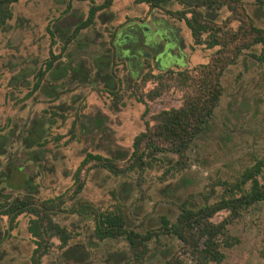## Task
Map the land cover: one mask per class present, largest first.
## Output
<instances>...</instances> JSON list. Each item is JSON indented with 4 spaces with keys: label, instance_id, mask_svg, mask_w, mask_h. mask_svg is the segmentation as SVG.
Returning a JSON list of instances; mask_svg holds the SVG:
<instances>
[{
    "label": "rangeland",
    "instance_id": "rangeland-1",
    "mask_svg": "<svg viewBox=\"0 0 264 264\" xmlns=\"http://www.w3.org/2000/svg\"><path fill=\"white\" fill-rule=\"evenodd\" d=\"M159 2L151 7L135 0H115L68 50L90 71L93 58L111 50L112 70L120 81L118 97L100 84L55 81L47 71L43 87L34 88L49 61L67 62L64 42L87 18L91 2L21 0L13 6V19L0 28V174L11 168L17 179L23 177L17 165L32 176L40 199L62 197L66 209L82 199L98 212L122 213L139 233L159 235L139 259L122 239L98 240L93 215L58 212L54 220L74 238L65 249L54 238L41 264H205L177 238L160 233L161 217L174 221L186 200L211 204L231 194L243 171L264 160V62L253 56L260 54L257 46L244 50L225 68L215 115L184 158L153 153L143 171L129 170L135 137L147 125L154 126L160 112L182 106L192 93L191 81L207 66L217 65L218 57H234L237 47L236 39L223 50L196 45L179 19L178 13L185 9L179 0ZM223 2L220 9H202L211 27L222 31L223 41L224 35L228 39L243 21L247 23V17L264 28V7L259 8L255 0ZM124 36L131 41L119 46L117 40ZM145 40L151 46H145ZM135 50L141 54L134 55ZM148 75L154 78L145 82ZM155 89L161 95L150 99ZM37 119H48L49 125L44 126V146L30 156L22 141ZM88 153L115 159L125 172L114 175L93 162L82 166L78 178L83 189L76 197L75 173ZM260 180L264 182V171ZM5 192L17 195L15 190ZM228 214L222 211L213 221L220 222ZM31 218L21 215L13 226L0 216V264H32L36 244L28 230ZM228 229L229 244L222 248L225 258L220 264H264V202Z\"/></svg>",
    "mask_w": 264,
    "mask_h": 264
},
{
    "label": "trees",
    "instance_id": "trees-1",
    "mask_svg": "<svg viewBox=\"0 0 264 264\" xmlns=\"http://www.w3.org/2000/svg\"><path fill=\"white\" fill-rule=\"evenodd\" d=\"M20 1L0 0V28L5 27L13 19V6ZM76 1H89L91 7L87 18L76 26L71 37L64 42L63 52L68 60L67 62L60 61L57 65H54L53 61H49L45 71L41 73L40 81L35 84L34 88L40 90L43 87L41 80L47 71L52 73L55 81L70 80L77 84H100L109 94L118 97L120 81L112 70L113 55L111 50L93 58V71H90L85 62L73 60L68 52L71 44L81 37L82 31L94 25L97 14L110 9L115 0H105L102 4H95L94 0ZM135 2L145 3L151 7L160 5L159 0H135ZM179 3L185 8L178 13L179 19L185 22L196 45L204 44L209 49L221 47L220 50H223L227 49L228 42L232 43L236 39V52L234 57L230 54L222 55L218 57L217 65L207 66V70L197 79L191 81L192 93L184 99L182 106L160 112L155 117V125L152 127L147 125L146 130L135 137L131 155L133 163L129 170L143 171L148 164L146 158L153 153H171L178 156L179 160L184 158L193 141L208 128L210 120L215 115V110L223 95L220 80L225 68L234 64L244 50L257 46L261 47L260 54H253V56L260 63L264 62V28L256 26L250 17H247L248 22L244 23L243 21L238 30L231 33L228 39L224 35L223 41L222 31L212 28L211 22L205 18L202 12V9L222 8L223 0H179ZM255 4L259 8H263L264 0H255ZM205 35L207 38L204 39ZM53 58L60 57L54 55ZM150 78L154 77L148 75L143 80L146 82ZM184 80L187 81V78ZM53 91L57 92L56 89ZM160 95L161 91L155 89L149 96L150 99H155ZM47 120H35L34 125L28 129L27 136L23 138L22 144L30 156L37 152L38 149L35 148L44 146L43 140L47 132V128L44 126L45 124L49 125ZM122 156L125 155L122 154ZM115 161V159L102 155L88 153L75 173L74 196L78 197L83 189V183L78 178L82 166L93 162L96 167L106 169L114 175L123 174L125 170L119 168ZM15 168L23 177L17 179V175L13 174L11 168L8 172L0 174V216L7 217L13 226L19 216L24 214L32 216L28 227L36 244L31 256L32 264H41L42 257L53 246L54 238L59 240L60 247L63 249L67 248L69 242L74 238L66 226L54 220V215L58 212L93 215L94 233L98 240L122 239L129 245L133 255L139 259L148 252L149 242L159 238L156 232L148 231L142 234L130 228L122 213L98 212L90 203L84 202L82 199H77L75 205L67 209L64 207L65 203L62 197L40 199L37 196V184L32 176H27L17 165ZM263 171L264 160H259L252 167L243 171L231 194L223 196L214 203L205 202L202 205H197L190 200L182 202L174 221L167 216L161 217L160 233L177 238L202 263L220 264L225 258L222 248L229 244L228 225L239 219L251 207L264 202V182L260 180ZM6 189L15 190L17 195L7 194ZM222 211H227L228 217L215 223L213 218Z\"/></svg>",
    "mask_w": 264,
    "mask_h": 264
},
{
    "label": "flooded vegetation",
    "instance_id": "flooded-vegetation-1",
    "mask_svg": "<svg viewBox=\"0 0 264 264\" xmlns=\"http://www.w3.org/2000/svg\"><path fill=\"white\" fill-rule=\"evenodd\" d=\"M119 39V38H118ZM131 39V37L130 36H124V37H122L121 39H119L118 40V44H119V46L121 45V44H125V43H128L129 41H131L130 40ZM134 42H136V41H134ZM145 44V46H151L150 44H148L147 43V41L145 40V42H144ZM136 44L138 45L139 44V42H136ZM134 51V50H133ZM135 54H137V55H140L141 54V52L140 51H136L135 50V52H134V55ZM145 56V55H144ZM148 59V58H147ZM9 190V189H8ZM5 193V192H4ZM7 194H10V195H12L11 193H7Z\"/></svg>",
    "mask_w": 264,
    "mask_h": 264
}]
</instances>
